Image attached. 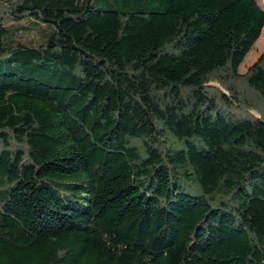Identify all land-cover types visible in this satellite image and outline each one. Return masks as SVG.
Wrapping results in <instances>:
<instances>
[{
    "label": "trees",
    "instance_id": "1",
    "mask_svg": "<svg viewBox=\"0 0 264 264\" xmlns=\"http://www.w3.org/2000/svg\"><path fill=\"white\" fill-rule=\"evenodd\" d=\"M263 36L257 0H0V264H264Z\"/></svg>",
    "mask_w": 264,
    "mask_h": 264
},
{
    "label": "rangeland",
    "instance_id": "2",
    "mask_svg": "<svg viewBox=\"0 0 264 264\" xmlns=\"http://www.w3.org/2000/svg\"><path fill=\"white\" fill-rule=\"evenodd\" d=\"M261 7L264 9V0H257ZM43 25V24H42ZM5 26L8 29H21L22 33L25 34L23 36V42L26 44H31V40L33 39H38L39 36L42 34L41 31V25H37L34 23L32 19H23L16 21L12 18H9L5 21ZM264 53V36L263 38L259 41L257 45L254 46V48L251 50L250 54L247 56L248 57V62L246 64H242L240 68L241 73H245L248 69L249 66L254 64L258 58Z\"/></svg>",
    "mask_w": 264,
    "mask_h": 264
}]
</instances>
